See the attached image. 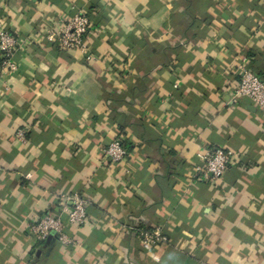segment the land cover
Listing matches in <instances>:
<instances>
[{
	"label": "crops",
	"instance_id": "0c3cea01",
	"mask_svg": "<svg viewBox=\"0 0 264 264\" xmlns=\"http://www.w3.org/2000/svg\"><path fill=\"white\" fill-rule=\"evenodd\" d=\"M78 13L91 60L45 39ZM0 22L19 40L0 72V264H264V114L229 103L241 64L264 79V0H8ZM216 148L230 166L194 179ZM44 214L71 244L28 235Z\"/></svg>",
	"mask_w": 264,
	"mask_h": 264
},
{
	"label": "built area",
	"instance_id": "2783aa9c",
	"mask_svg": "<svg viewBox=\"0 0 264 264\" xmlns=\"http://www.w3.org/2000/svg\"><path fill=\"white\" fill-rule=\"evenodd\" d=\"M7 2L8 0H0V8L4 7ZM88 33L89 20L85 14L78 13L66 21L60 22L55 28L48 29L45 39L54 44L58 50L80 51L86 55L87 60H91L92 57L87 54L85 44ZM18 45V38L4 29L0 22V72L16 70L13 57ZM238 69L239 82L229 96V103L236 105L238 100L244 98L264 114V79L251 72L245 64H241ZM18 135L23 138L22 132H19ZM127 154L126 148L118 139H113L104 150L105 159L111 164H121ZM233 158V153L223 148L208 150L202 155L201 162L193 167L192 176L201 182L219 180L232 163ZM69 201L70 205L66 209L67 224L76 226L84 224L87 217L88 201L77 194L73 195ZM64 228L65 224L58 216L44 214L36 222L28 225L27 233L36 241H43L56 234L64 244H71L72 242L64 234ZM134 231L146 246L168 242V238L158 229L136 228Z\"/></svg>",
	"mask_w": 264,
	"mask_h": 264
}]
</instances>
